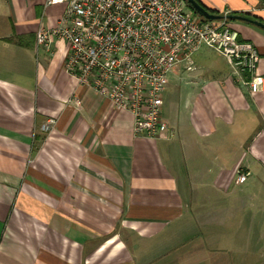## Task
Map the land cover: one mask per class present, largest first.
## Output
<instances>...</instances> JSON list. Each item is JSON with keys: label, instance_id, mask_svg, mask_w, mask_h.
Returning a JSON list of instances; mask_svg holds the SVG:
<instances>
[{"label": "crops", "instance_id": "1", "mask_svg": "<svg viewBox=\"0 0 264 264\" xmlns=\"http://www.w3.org/2000/svg\"><path fill=\"white\" fill-rule=\"evenodd\" d=\"M46 2L0 0V264H105L109 247L113 259L156 264L185 237L204 236V223L219 232L208 237L240 232L231 223L248 211L242 193L264 189V90L251 94L244 75L224 57H205L203 46L162 95L174 135L136 136L130 112L64 70L65 42L51 51L37 45L39 27L54 26L65 10ZM200 2L219 13L264 6ZM229 24L257 48L264 77V30ZM49 119L55 126L44 132ZM237 169L251 176L235 183Z\"/></svg>", "mask_w": 264, "mask_h": 264}, {"label": "built area", "instance_id": "2", "mask_svg": "<svg viewBox=\"0 0 264 264\" xmlns=\"http://www.w3.org/2000/svg\"><path fill=\"white\" fill-rule=\"evenodd\" d=\"M64 4L52 27L36 32L38 46L48 51L56 41L67 45L64 70L83 86L93 88L117 110L133 116L136 136L157 140L174 135L163 116V92L178 66L191 69L203 46L218 52L240 75L251 94L264 90L255 45L240 39L227 19L203 20L184 0H47ZM264 6L246 13L258 16ZM228 14V13H221ZM68 102L77 108L81 101ZM56 121L42 125L49 132ZM248 169H237L233 180L245 182Z\"/></svg>", "mask_w": 264, "mask_h": 264}, {"label": "rangeland", "instance_id": "3", "mask_svg": "<svg viewBox=\"0 0 264 264\" xmlns=\"http://www.w3.org/2000/svg\"><path fill=\"white\" fill-rule=\"evenodd\" d=\"M206 52L205 57H211L223 63L222 56L208 48H202ZM197 53V52H196ZM195 53V54H196ZM195 54L193 58H195ZM197 56V55H196ZM249 183V182H248ZM253 184V182H252ZM244 196L248 203L246 214H238L241 221L232 222L235 227L241 224L242 230L236 232L231 237H208V235L218 234V231L209 230L213 223H204L205 229L200 234L185 237L178 246L177 253L170 251L157 256L156 264H264V189H255L247 186ZM257 210V213H256ZM258 222L252 220L256 218ZM224 223H218L222 228ZM211 225V227H210ZM194 232V231H193ZM195 233V232H194ZM179 244V245H180ZM110 247L105 249L99 260L103 259L105 264L117 261L118 264H149L146 263L142 255H120L113 259L109 254Z\"/></svg>", "mask_w": 264, "mask_h": 264}, {"label": "water", "instance_id": "4", "mask_svg": "<svg viewBox=\"0 0 264 264\" xmlns=\"http://www.w3.org/2000/svg\"><path fill=\"white\" fill-rule=\"evenodd\" d=\"M184 1H186L190 5L192 10L198 16L202 17L205 20L235 19L236 21L246 22L264 30V22L259 19L251 18L241 14H231V13L216 14L210 12L204 5L200 4L197 0H184Z\"/></svg>", "mask_w": 264, "mask_h": 264}, {"label": "trees", "instance_id": "5", "mask_svg": "<svg viewBox=\"0 0 264 264\" xmlns=\"http://www.w3.org/2000/svg\"><path fill=\"white\" fill-rule=\"evenodd\" d=\"M200 4H202L201 2H200V0H197ZM185 4H186V6H187V8L195 15V16H198L193 10H192V8L190 7V5L185 1ZM203 5V4H202ZM206 7V6H205ZM207 8V7H206ZM210 12H213V13H216V14H220L219 12H216V11H214V10H212V9H209V8H207ZM231 14H235V13H231ZM241 15H245V16H248V17H251V18H256V19H259V20H261V21H263L264 22V20L261 18V17H259V16H256V15H251V14H249V13H246V12H244V13H240ZM198 17H200V16H198ZM201 19H203L202 17H200ZM203 20H205V19H203ZM228 21H236L235 19H228Z\"/></svg>", "mask_w": 264, "mask_h": 264}]
</instances>
